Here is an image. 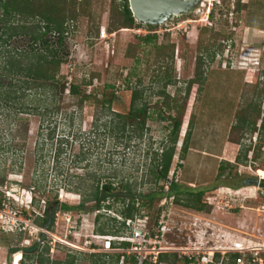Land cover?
<instances>
[{"label": "rangeland", "instance_id": "374dc122", "mask_svg": "<svg viewBox=\"0 0 264 264\" xmlns=\"http://www.w3.org/2000/svg\"><path fill=\"white\" fill-rule=\"evenodd\" d=\"M122 8L119 0H92L90 6H79L78 15L69 22L75 30L68 35L65 50L70 55L60 75L69 82L81 83L83 78L94 74L96 78L87 90L100 98L106 84H116L122 109L129 110L132 99V91L127 88L129 74H133V82L143 78L151 93L158 86L153 84L154 74L160 67L166 71L174 50V76L178 84L170 85L168 91L177 95L178 89H185L198 74H202L204 82L194 101L195 126L190 150L183 160L182 135L170 179L196 190L212 188L204 200L211 197L230 202V206L218 205L216 209L209 207L200 212L178 204L174 198L156 197L152 207L142 208L126 234L112 237L116 241H130L132 245L110 251L105 250L106 237L96 231L99 212L57 210L53 230L38 226L36 219L45 213L47 202L81 204V191L74 188L91 192L96 180L89 173L117 172L120 179L125 177L137 183L143 194L159 191L150 182L149 164L153 151L161 147L170 133V122L165 117L175 114L164 107L162 97L151 95L150 131L144 140L125 148L113 137L95 133L97 120L99 125L110 120L103 104L92 100L81 104L80 97L62 94L58 89L52 91L50 82L41 81L22 103L7 108L0 102V264H13L17 255L20 256L14 264H41L35 260L37 257L29 260L24 256V248L35 242H40V252L49 247V251H43V258L49 259L50 264L65 262L71 256L78 258L76 264H92L91 254L99 253L134 254L138 264H186L188 253L192 254L188 250L185 253L186 248L205 251L212 247L231 249L264 244V213L259 210L264 188L260 187L254 198H244L242 194H252L255 188L243 191L240 197L219 192L235 189L237 174L264 179V172L261 173L264 171V0H203L191 12L164 25L118 29L113 32L114 45L108 46L98 39V29L113 28ZM149 34H157L158 39L150 44L141 42V37ZM13 44L21 49L28 46L25 41ZM54 131L53 140L50 133ZM69 136L71 143L58 160V141ZM254 145L257 157L250 162L248 155L246 163L238 164L240 151L255 148ZM87 148H92L90 163L74 165V156ZM224 162L238 164V168H228L220 176ZM79 174L87 178V185L77 183ZM34 198L38 204L32 205ZM114 205L112 211H101L106 214L101 225L115 224L109 216L123 219L119 213L122 203ZM146 233L154 236L145 238ZM161 251L176 257L156 263ZM196 256L200 263L196 259L194 264H202L203 255ZM246 263L249 264L247 259ZM226 264L233 263L229 259Z\"/></svg>", "mask_w": 264, "mask_h": 264}, {"label": "trees", "instance_id": "16d2710c", "mask_svg": "<svg viewBox=\"0 0 264 264\" xmlns=\"http://www.w3.org/2000/svg\"><path fill=\"white\" fill-rule=\"evenodd\" d=\"M91 1L92 0H0V102L7 108L17 103H22L23 100L28 97L29 91L33 86L41 81L50 82L52 91L58 89L62 94L70 89V94L72 96L80 97L81 104L92 100L95 104H103L109 111L108 117L110 120L107 121L106 124H102L104 125L103 134L100 133V127H102V125H99L97 120L95 124V133H97V135L113 137L119 146L130 148L132 142L144 140L150 131L149 121L152 118L150 108L151 95L162 97L164 107L167 108L170 113L174 112L175 114H170L169 117H165V119L170 122V133L166 139L162 141L161 147L153 151L151 163L149 164V174L152 176L150 182L156 185L160 190L149 194H143L137 183L131 182L130 179L125 177L120 179L117 172L111 175H107L103 172L89 173L90 178H95L96 185L92 186L93 190L91 192L81 190L80 187L74 188L76 191H81L82 194V202L79 206H72L58 200L55 202H47L45 213L37 217L36 224L48 230H53L57 210L99 212L97 215L98 226L96 231L105 236L118 237L120 234H126L128 232L131 228V223L136 221L138 216L142 213L143 207L153 206L157 199L156 197L160 199L174 198L178 204L200 212L207 211L209 207H214L208 203L207 199L204 200L205 194L212 188L196 190L188 186H182L178 182L170 179V173L178 149V142L182 135L184 136V142L180 156L183 160L187 158L190 150L195 126L194 101L204 82L202 74H198L194 80H190L185 89L179 88L178 94L173 96L172 93L168 91L170 85L178 84L174 76L173 50L172 55H170L171 63L166 68V71H162L163 68L160 67L161 70H157L158 72L154 74L153 84L158 86L155 89L153 87L152 94L149 93L148 88L144 86L143 78H140L137 82H133V74H129L127 88L132 91L129 110L122 109L124 105L122 98L117 94L116 84H106L102 98H100L97 93H88L87 90V87L92 85L96 78L94 74L91 75L90 78H83L81 83L74 81L70 83L66 76L60 75L62 65L66 62V57L70 55V53H66L65 50L66 41L68 35L75 30L74 26L69 22L74 21V16L78 15L79 6H90ZM119 1L123 6L121 17L117 19L113 28L108 27L109 32H114L122 28L134 29L136 27L147 26L152 29L156 27L137 21L130 8L129 0ZM101 28L102 26L98 29V37H100ZM52 38L56 39V41H52ZM157 39V34H149L145 37H141V42L150 44ZM16 41L28 42L27 48L21 49L15 47L13 42ZM39 44L42 45L40 48L37 47ZM214 57L215 54L212 58ZM165 58H167V55L161 59L164 60ZM107 89L114 90L108 92ZM181 93H184V96H181ZM56 97L57 95L54 94L53 98L56 99ZM71 117L74 119V115ZM55 135V131L51 132L50 138L54 140ZM75 138L79 139L78 137ZM58 142L60 143V147L56 157L60 160L65 152V147L71 143L70 136L63 137ZM153 146L154 144L151 143L150 148H153ZM254 147L255 148L250 147L248 150H241L237 156V163H246L248 161L249 152L252 149H254L253 158H256L257 145H254ZM44 148L45 144L43 145V149ZM83 148H85V146ZM91 149L92 148H87L86 151L82 150L81 154L75 155L73 164L80 167L83 162L90 161L89 153ZM150 151L151 150L148 151V155ZM238 164L224 162L220 166L219 175L223 176L228 168L234 167L237 169ZM86 167H90V164H87ZM231 174L233 175L232 172ZM236 177L237 180L233 183V187L235 188L254 185H260L264 188V179L260 181L257 176L242 177L237 174ZM78 178L79 180L77 183L80 182L81 185H87V178L80 174ZM105 179L107 180L105 181ZM167 186H169V188H167ZM214 188H217V186ZM183 195L185 198H181ZM34 202L38 204L37 198L32 199V205ZM91 202H95V204L90 205ZM116 202L122 203L119 213L122 215L123 219L118 220L115 217L109 216L110 220L115 222V224L112 226H107V223L101 225V219L106 216V214L101 213V211L103 209H108L110 211L114 210V204ZM129 221L130 223H128ZM158 221L159 219L157 223ZM118 223H120V225H118ZM148 236L149 233H146V238ZM150 236L153 237L154 234H150ZM42 237L46 238V234L42 233ZM131 245L132 243L127 240H113L112 242L113 248H128ZM40 249V242H35L32 246L24 248V256L29 260L37 257L35 258L37 262L41 264H50L49 259L45 260L43 258V251H49V247H46L42 252L39 251ZM14 251L18 250H12V252ZM229 255V259L233 264H236L237 258L241 256L240 253H230ZM18 256L20 255H17L16 258ZM221 256V253H217L216 260H220ZM262 256L264 257V253ZM170 257H176V255L162 252L158 256L157 263H163ZM90 258L93 260L92 264H121V262H124V264L139 263L136 255L126 253L91 254ZM108 258L110 260H108ZM250 259L251 256L247 257L248 263H250ZM77 260L78 258L76 256H71L67 261L58 263L76 264ZM195 261L196 258L194 260L186 258V264H192L195 263ZM254 264L260 263L257 262Z\"/></svg>", "mask_w": 264, "mask_h": 264}, {"label": "built area", "instance_id": "2783aa9c", "mask_svg": "<svg viewBox=\"0 0 264 264\" xmlns=\"http://www.w3.org/2000/svg\"><path fill=\"white\" fill-rule=\"evenodd\" d=\"M98 39L100 41H103V42H106L108 44V46H111L112 44L114 45V40H115V33L113 32H109L108 30V27L107 26H102L101 28V31H100V37H98ZM72 82V81H71ZM70 82V83H71ZM68 93H70V89L67 90ZM254 157V149L251 150L249 152V159L251 160L250 162H252V159ZM262 177H260V181H262ZM258 189L254 194H247V193H243L244 190H251V189ZM228 189V188H227ZM260 189V185L259 186H246V187H242V188H239V189H228V190H225L226 192H221L223 190H219L220 193H226L228 195H238L240 197V193H243L242 195H244L243 197L246 198H254L258 195V191ZM253 195V196H252ZM208 203L213 205L214 208L216 209L217 206H221V207H225L226 205H229L230 206V202H227L225 203L223 200H212V198H208ZM259 210L264 213V199L260 205V208ZM106 237V240H107V247L105 250L107 251H110L112 250V238L111 237H108V236H105ZM144 237L146 238V234H144ZM239 245V244H238ZM191 251L192 254L188 253V257L190 260H194L195 258L199 261L200 263V260L197 258L196 255L198 256H202V264H210V263H214V264H226L229 260V254L230 253H240L241 256L237 258L236 260V264H247L246 263V259L247 257L251 256V259H250V263L249 264H253V263H257L259 262L260 264H263L264 263V257L262 256V254L264 253V244L262 246H257V247H249V246H243V247H237V246H234L233 248L229 249V248H220V247H212V248H209L208 250H190L189 248H186V250L184 249L183 251H185V253H187L186 251ZM164 251V250H162ZM159 252L157 257H156V260L155 262L157 263L158 261V256L160 253ZM195 252L197 254H195ZM217 253H221V258L220 260H216V254ZM194 264V263H192Z\"/></svg>", "mask_w": 264, "mask_h": 264}, {"label": "water", "instance_id": "95a60500", "mask_svg": "<svg viewBox=\"0 0 264 264\" xmlns=\"http://www.w3.org/2000/svg\"><path fill=\"white\" fill-rule=\"evenodd\" d=\"M137 21L160 26L174 17L191 12L203 0H129Z\"/></svg>", "mask_w": 264, "mask_h": 264}, {"label": "clouds", "instance_id": "9594fccd", "mask_svg": "<svg viewBox=\"0 0 264 264\" xmlns=\"http://www.w3.org/2000/svg\"><path fill=\"white\" fill-rule=\"evenodd\" d=\"M259 186V185H258ZM244 187H246V186H244ZM261 187V186H260ZM242 188V187H241ZM235 189H238V188H235ZM105 236V235H104ZM108 237H115V236H108ZM113 240H115V239H113L112 238V242H113ZM123 241V240H122ZM106 247H107V240H106V245H105V249H106ZM113 248V247H112ZM114 249V248H113ZM21 260H22V256H21ZM21 264V263H20Z\"/></svg>", "mask_w": 264, "mask_h": 264}, {"label": "crops", "instance_id": "0c3cea01", "mask_svg": "<svg viewBox=\"0 0 264 264\" xmlns=\"http://www.w3.org/2000/svg\"><path fill=\"white\" fill-rule=\"evenodd\" d=\"M248 190V189H247ZM245 191V190H244ZM249 191V190H248ZM254 192H250V193H252V194H254L256 191H257V189H254L253 190Z\"/></svg>", "mask_w": 264, "mask_h": 264}, {"label": "bare ground", "instance_id": "6f19581e", "mask_svg": "<svg viewBox=\"0 0 264 264\" xmlns=\"http://www.w3.org/2000/svg\"><path fill=\"white\" fill-rule=\"evenodd\" d=\"M204 1H207V0H204ZM264 171H261V173H263Z\"/></svg>", "mask_w": 264, "mask_h": 264}]
</instances>
